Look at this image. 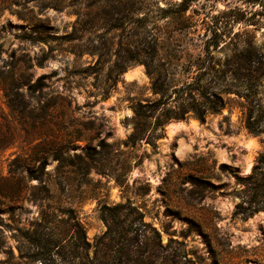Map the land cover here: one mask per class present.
I'll use <instances>...</instances> for the list:
<instances>
[{
    "label": "rangeland",
    "instance_id": "374dc122",
    "mask_svg": "<svg viewBox=\"0 0 264 264\" xmlns=\"http://www.w3.org/2000/svg\"><path fill=\"white\" fill-rule=\"evenodd\" d=\"M180 2L0 0V72L41 86L0 154V189L15 191L0 194V264L95 263L110 253L104 215L118 204L143 215L120 208L116 264H264V210L236 214L256 203L238 177L264 183V0ZM208 39L220 41L215 62L240 48L262 76L249 85L241 70V97L225 94L204 122L156 130L153 116L151 138L130 139L136 103L161 98L155 80L170 96L194 75ZM76 219L87 251L74 247Z\"/></svg>",
    "mask_w": 264,
    "mask_h": 264
},
{
    "label": "trees",
    "instance_id": "16d2710c",
    "mask_svg": "<svg viewBox=\"0 0 264 264\" xmlns=\"http://www.w3.org/2000/svg\"><path fill=\"white\" fill-rule=\"evenodd\" d=\"M194 0H181L179 3V10L187 9L190 2ZM220 45V41H214L208 39L205 42V56L199 65L194 75L187 78L180 85L175 86L172 91L166 89L163 85L159 84L157 80L153 83V92L160 95V99L157 101H148L143 103L138 101L134 106V127L130 135V139L133 141L141 139L143 136L147 137V140L151 138V134L148 135L147 128L143 126V121L150 117L156 116L153 129L158 130L165 123L170 120H184L189 115L193 114L201 122H204L209 113H219L227 105V101L224 98L225 94L234 93L241 97V70L251 71L245 75L247 83L250 85L253 77L256 80L262 76V72L259 67H254L251 62L257 61L251 59L249 55L241 54V49H236L232 54L227 56L224 61H214L213 51ZM29 67H33L30 65ZM229 77L228 79V76ZM216 80L221 81V86L218 89H212V84ZM229 80V81H228ZM40 83V79L38 80ZM236 82V84L234 83ZM38 83H32V79L25 74H20L17 79L12 76L6 75L0 72V86L4 92L6 98L7 110H5L0 104V154L8 147L17 142L20 137V131L27 129L25 126L26 121L21 122L20 118L27 112L26 96H33L34 92L38 89L41 90V86ZM216 84V83H215ZM218 84V83H217ZM24 88L27 89L25 94ZM173 96H172V95ZM168 98L166 101L162 99ZM170 107L162 108L161 105L169 104ZM31 118V117H30ZM153 142V141H152ZM264 156L260 158L259 165L263 163ZM239 180H250L254 183L253 198L256 203L253 207H250L247 211L241 204L238 205L236 214L243 218H248L256 211L264 210V183L258 181L256 176L238 177ZM255 179V180H253ZM0 194L3 196H10L15 194V191L9 189H0ZM120 208H128L130 213H135L142 217L143 213L138 207L131 204H118L112 208H108L112 212L105 213L104 220L107 225V230L103 234V238L108 239L105 247L110 250V253L105 251V254L97 256L95 263L91 264H116L114 255H112V248L122 244L120 242L121 232L119 233V216ZM140 217V218H141ZM75 216H71V219ZM140 223L146 224L142 219ZM70 229L74 231L72 233L74 247L87 251L90 247V243L87 240L86 231L79 220H75L69 223ZM155 230V228H152ZM119 234V235H118ZM80 264H90L89 259L80 262Z\"/></svg>",
    "mask_w": 264,
    "mask_h": 264
}]
</instances>
